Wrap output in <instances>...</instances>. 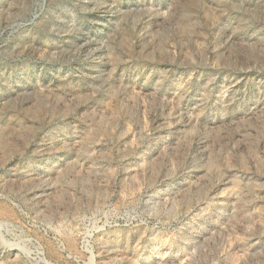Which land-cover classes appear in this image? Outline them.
<instances>
[{
    "label": "rangeland",
    "instance_id": "obj_1",
    "mask_svg": "<svg viewBox=\"0 0 264 264\" xmlns=\"http://www.w3.org/2000/svg\"><path fill=\"white\" fill-rule=\"evenodd\" d=\"M0 264H264V0H0Z\"/></svg>",
    "mask_w": 264,
    "mask_h": 264
}]
</instances>
